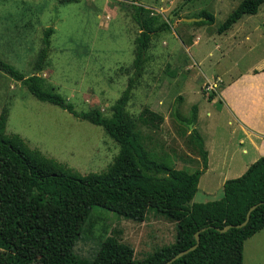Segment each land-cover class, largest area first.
Wrapping results in <instances>:
<instances>
[{"label": "rangeland", "instance_id": "rangeland-1", "mask_svg": "<svg viewBox=\"0 0 264 264\" xmlns=\"http://www.w3.org/2000/svg\"><path fill=\"white\" fill-rule=\"evenodd\" d=\"M240 1L0 0V59L24 75L43 78L77 112L95 108L108 116L132 73L138 32L130 18L132 3L151 10L159 21L167 20L168 29L147 44L141 74L123 110L146 150L168 159L176 169L201 170L189 204L217 200L222 182L239 176L249 156L241 152L248 142L220 104L219 88L246 66L264 60V0L255 14L242 15L224 33L215 32ZM199 11L210 13L213 22L195 25L184 20L203 19ZM46 27L52 33L42 70L37 71L33 61ZM193 104L197 115L190 124L206 151L205 167L189 138L191 128L185 126ZM1 108L6 110V134H17L29 147L81 175L104 170L117 153V145L100 127L36 100L0 71ZM143 108L160 114L161 121L141 124ZM174 233V222L152 212L136 222L92 206L72 251L89 259L104 237L113 236L140 259L172 242ZM28 254L31 264H39L37 249ZM242 264H264V229L243 244Z\"/></svg>", "mask_w": 264, "mask_h": 264}, {"label": "trees", "instance_id": "trees-1", "mask_svg": "<svg viewBox=\"0 0 264 264\" xmlns=\"http://www.w3.org/2000/svg\"><path fill=\"white\" fill-rule=\"evenodd\" d=\"M262 2L241 0L217 25L215 32H225L244 14H255ZM131 9L130 18L138 28L133 39L132 73L110 105L108 116L95 108L77 112L43 78L24 75L0 59V71L36 100L100 127L117 145V153L104 170L81 175L29 147L17 134H6V110L1 108L0 264H31L30 249L39 251V264H161L193 245L195 233L198 235L196 247L169 264H242L243 241L264 227V155L250 163L239 176L225 179L219 199L189 204L201 170L176 169L168 159L145 149L123 106L141 74L150 38L169 26L167 20L159 21L151 10L141 5L132 3ZM197 15L203 19L193 22L195 25L213 22L210 13L199 11ZM51 33V27L42 31L41 46L33 61V69L37 71L42 70ZM206 98L210 100L212 96ZM174 116L179 119L176 111ZM195 118L193 104L185 121L193 124ZM138 120L153 126L161 121V115L143 108ZM189 138L205 167L206 151L194 128L190 129ZM254 204L245 224L221 231L225 225L241 223ZM92 206L136 222L144 220L149 212L160 215L174 222L173 241L136 259L129 245L106 236L91 258L79 257L72 246Z\"/></svg>", "mask_w": 264, "mask_h": 264}, {"label": "crops", "instance_id": "crops-1", "mask_svg": "<svg viewBox=\"0 0 264 264\" xmlns=\"http://www.w3.org/2000/svg\"><path fill=\"white\" fill-rule=\"evenodd\" d=\"M218 93L220 104L229 111L248 142L247 148L241 150L249 155L239 169L241 174L250 163L264 155V60H258L231 76ZM242 141V138L238 139V142ZM262 229L264 227L246 238L243 244L253 240Z\"/></svg>", "mask_w": 264, "mask_h": 264}, {"label": "water", "instance_id": "water-1", "mask_svg": "<svg viewBox=\"0 0 264 264\" xmlns=\"http://www.w3.org/2000/svg\"><path fill=\"white\" fill-rule=\"evenodd\" d=\"M184 20H185V21H199L200 18L197 17V18H190V19H184ZM187 127L190 129V128H191V124L188 123V124H187ZM254 207H255V204H254V205H251V206L248 208V210H247V212H246V214H245V218H244V220H243L241 223L236 224V225H225V226L221 229V231H224V230H226L227 228H229V227H231V226L239 227V226L245 224V222L248 220L249 212H250ZM202 229H204V228H201V230H202ZM194 236H195V242H194L193 245H191L190 247H188V248H186V249H183V250H181V251L175 253L173 256H171L170 258H168L166 261H164V262L161 263V264H169V263H171L173 260H175V259H177L178 257H180L181 255H183L184 253H186V252H188V251L194 249V248L196 247V245L198 244V235H197V233H195Z\"/></svg>", "mask_w": 264, "mask_h": 264}, {"label": "built area", "instance_id": "built-area-1", "mask_svg": "<svg viewBox=\"0 0 264 264\" xmlns=\"http://www.w3.org/2000/svg\"><path fill=\"white\" fill-rule=\"evenodd\" d=\"M209 88L211 89V88H212V86H209Z\"/></svg>", "mask_w": 264, "mask_h": 264}]
</instances>
